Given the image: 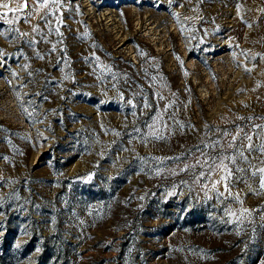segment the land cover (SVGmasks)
Segmentation results:
<instances>
[{"label": "rangeland", "instance_id": "1", "mask_svg": "<svg viewBox=\"0 0 264 264\" xmlns=\"http://www.w3.org/2000/svg\"><path fill=\"white\" fill-rule=\"evenodd\" d=\"M2 4L0 264L264 262V0Z\"/></svg>", "mask_w": 264, "mask_h": 264}, {"label": "snow or ice", "instance_id": "2", "mask_svg": "<svg viewBox=\"0 0 264 264\" xmlns=\"http://www.w3.org/2000/svg\"><path fill=\"white\" fill-rule=\"evenodd\" d=\"M52 2H53V3H56L57 0H52ZM37 3L40 4L41 7H45V6H47V4H48V0H37ZM27 6H28V5H27V3H26V4H25V7H27ZM0 7H3V8L8 9V11H9V12H12V13H15V12L19 11V9H16V8H9L8 4H2V5H0ZM7 15H8L7 12H5V13H3V14H0V19H2L4 16H7ZM8 22H9V23H12L11 20H9ZM161 98H162V97H161ZM129 103H131V101H129ZM144 107L147 108V107H150V105L145 104ZM224 135L227 136V135H230V133L225 132ZM245 137H246L248 140H251V137L248 136L246 133H245ZM235 139H236V137L233 136V141H234ZM229 147H230V148L233 147V144L230 143V144H229ZM247 147H248L249 149H251L252 145L249 144ZM261 151H264V148H262ZM240 155H243V153L241 152ZM207 159H211V160H212V164H209V165H208L209 170H210V173H211L212 171H216V170H223V171L225 172V175L221 177V180L227 181L228 177L231 176V172L228 170L227 165H225L223 161H224L225 159H230V160H232V162L234 163V162H235L234 158H232V157H224V156L218 154L216 157H209V158H207ZM207 159L205 160V163H207ZM217 160H219L220 163L217 164V163H216ZM213 164L215 165V168L212 167ZM259 171H260L261 173H264V169H260ZM200 175H201V177H203V176L205 175V173L201 172ZM219 182H220V181H216V182L213 184V187H215V184H217V183H219ZM261 187H264V180H262V182H261ZM225 190L228 191L227 184L225 185ZM262 264H264V262H262Z\"/></svg>", "mask_w": 264, "mask_h": 264}]
</instances>
